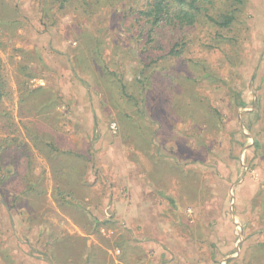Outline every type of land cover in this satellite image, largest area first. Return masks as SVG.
<instances>
[{"label":"rangeland","instance_id":"374dc122","mask_svg":"<svg viewBox=\"0 0 264 264\" xmlns=\"http://www.w3.org/2000/svg\"><path fill=\"white\" fill-rule=\"evenodd\" d=\"M9 1L12 5L17 3L18 14L27 15L29 19L9 24L3 20L5 26L0 24V68L10 93L1 103L9 116L0 117V135L6 134L7 122L12 121L14 128L10 131L17 129L22 143L13 144L10 155L18 159L19 168L30 161L36 172L45 171L46 192L39 199L25 198L24 203L12 207H9L13 202L12 192L0 195V200L5 198L8 202L0 201V234L4 236L0 237V264H46L38 256L37 259L29 257L26 243H30L38 255L41 251L49 252L51 239L58 240L65 235L68 236L67 245H55L60 253L61 250L70 252L74 247L76 250L82 245L78 237H83L88 246L105 245V255L110 256V251L118 249L120 258V247H107L104 242L106 239L121 240L124 247L127 236L122 226L108 224H101L94 233L84 232L76 221L79 220L77 213L70 207L66 211L67 207H58L53 199L55 182L51 169L25 137V127L33 128L40 122L44 111L39 107L47 94L28 97H34L31 101L34 105L28 102L33 106V118L31 115H19L18 110L20 95L26 86L30 89L47 83L52 88L58 87L66 102V106L61 104L56 108L61 113L58 124L64 130V136L60 134L57 139L72 143L90 159L91 167L83 177L88 186L81 193L89 195L91 200L92 183L95 186L93 194L99 197L103 212L96 213L84 205L90 217L102 221L114 214L104 206L110 199L123 194L119 179H123L125 173V157L134 161L141 158L146 174L152 166L162 167L159 159L166 162L163 167L171 169V162L175 161L191 171L195 164H191L190 159L206 161L207 156H211L215 162L226 160L227 181L216 187L222 191L232 189L228 201L229 214L238 237L263 231L253 227L264 221V0H245L236 10V19L230 27L197 25L189 32L187 46L181 55L171 60H159L156 68L140 65L141 57L132 36V28H137V22L131 10L139 8L143 0H70L72 4L64 13L57 20L53 17L56 25L47 30L41 27L43 23L36 11L38 6L33 5L36 0ZM85 1L89 4L82 12L78 7L81 2L85 7ZM90 4L96 6L88 9ZM216 6L225 10L227 5L217 1ZM2 15L5 16V12L3 14L0 8L1 18ZM90 55L94 58L102 55L106 62L114 61V64L108 62L110 67L121 70L128 83L142 79V83H135L139 88L130 84V87H135L131 92L142 101L135 105L133 100L122 98L117 82L110 75L98 72L96 67L92 69ZM37 60L45 63L41 69L44 77H28L22 65L27 64L33 69L38 66ZM86 62L89 67H86ZM171 73L178 78H171ZM210 73L220 79V85L208 79ZM158 80L165 85L164 88L178 85L179 92H186L191 100L203 98V104H197H201L198 110L204 115L196 118L200 122L190 124L189 117L183 119V116L175 114L176 122L167 123L162 114L166 106L161 100L162 95L152 93L158 90ZM145 82L147 85L142 88ZM140 88L149 91H144L146 100L138 93ZM235 93L243 99V105L234 104ZM208 98L214 99L215 104L221 107L220 116L204 106ZM182 101L186 102V98ZM54 112L55 109L51 114ZM43 125L46 128L51 126L49 123ZM159 128L170 133L163 134ZM146 132L152 134L148 143L144 140ZM195 144L199 145L196 149ZM151 157L156 158V163H152ZM207 164L211 166L208 177L213 181L218 178L214 171L218 165ZM53 166L57 168L55 163ZM200 172L197 170V174ZM159 185V191L166 188ZM75 189L77 192V187ZM233 189H236L235 193ZM189 213L192 214L186 212L185 215ZM203 214L199 213L200 216ZM164 215L171 217V209L164 211ZM259 236H263V232ZM91 237L93 239L89 241ZM6 246L14 250L11 258L10 249L6 250ZM137 249L135 245L128 244L124 251L126 261L120 259L126 264H140ZM129 252L134 255V261L129 260Z\"/></svg>","mask_w":264,"mask_h":264},{"label":"trees","instance_id":"16d2710c","mask_svg":"<svg viewBox=\"0 0 264 264\" xmlns=\"http://www.w3.org/2000/svg\"><path fill=\"white\" fill-rule=\"evenodd\" d=\"M9 1V0H8ZM0 0V8L5 12V16L0 21L2 26H5L3 20H6V23H16L19 20L25 22L24 18H28L27 15H19L17 12V3L11 1ZM220 1L224 5H227L225 10L217 8L216 2ZM35 2V0H34ZM245 0H143L139 5V8H134L131 12L134 14V20L137 22V28H132V36L136 39L137 48L139 55L141 57L140 65L144 66H153L156 68V64L159 60L166 59L171 60L178 58L181 55V52L187 46V38L189 37V32H191L197 25H205L208 27H220L227 28L230 27L236 19V10L244 4ZM72 4L70 0H36L37 12L40 14L39 19L42 23L41 27L45 30L50 26L56 25V20L58 17L64 13L63 11ZM89 2L85 1V7L83 3H80L79 10L82 12L86 10ZM92 5V6H91ZM96 4H90L88 9H92ZM216 6V7H215ZM15 15V16H13ZM56 18V20L53 19ZM29 19V18H28ZM22 27V26H21ZM44 31V30H43ZM80 46V45H79ZM98 55V53H97ZM90 60L92 62L93 68L96 67V70L105 75H110L113 80L118 84V91L121 94V97L124 96L130 101L133 100L134 104H139L142 100L137 99L135 94L131 92V88H139L135 83H142V79H135V82L128 83L124 79V75L121 70L115 69V67H110L109 63L114 64V61H108L102 55L96 56V58L90 55ZM39 61V60H37ZM38 66L31 69L27 64H23V68L28 77L33 76H42L45 63L39 61ZM86 67H89V64L85 63ZM192 76V75H190ZM211 82H215V85H220L218 82H221L220 79L216 78L214 73L208 75ZM178 78L177 75L171 73V78ZM190 80H193L192 77H189ZM146 81V80H145ZM47 82H49L47 80ZM146 83V82H145ZM143 83V87H146L147 83ZM23 84V83H22ZM135 85V87H130ZM171 85V84H170ZM176 87H167L160 83V80L157 81L156 88L158 89L156 93L152 91L157 96L162 95V101L165 103L163 115L167 123L176 122V115L183 116V119L189 117L191 119L190 124H195L200 120L204 115L200 114L199 107L203 104V98L199 97L198 99L191 100L189 95L186 92H179L178 85ZM140 88L138 90L139 94H142L143 100H146V94ZM148 89V88H146ZM130 91V92H129ZM40 92V93H39ZM149 92V91H148ZM45 93V100L41 103L39 109L44 113L41 115V120L38 123H35L33 128L25 127V137L30 142L32 148L36 149L48 163L51 169V176L55 182V186L52 189V197L57 203L58 207L65 206L68 209L70 207L74 212L77 213L79 220H76L79 226L87 233H94L98 230L101 224H108L109 226H122V229L126 226L124 223H120L118 218L114 216L115 214H110L108 217L101 219L102 221L95 220L90 215H88L84 205L89 204L90 197L85 202L83 200L84 193H81L88 184L83 180L84 174L90 169V159L87 154L77 149L72 143L60 142L57 137L59 135L64 136V130L58 124L60 112L56 111V108L63 104L66 106L61 90L58 87L52 88L49 83L47 85H40L36 88H30L26 86L25 92L20 95V102L18 105L19 115H31L32 116V99L28 97L30 95H37ZM9 91L6 85V79L3 76V73L0 68V117L9 116V112L1 107V103L5 98L9 96ZM233 96L235 105H243L244 101L237 93ZM24 96L26 98H24ZM141 96V95H140ZM156 98V97H155ZM186 98V102L182 101ZM28 99V100H27ZM32 103V105L30 103ZM201 103L199 106L197 104ZM197 107H196V106ZM45 106V108H43ZM204 106H207L213 111V114L220 116L222 114L221 107H218L215 104L214 99H206ZM223 108V107H222ZM55 109L54 115L51 114V111ZM37 116V115H35ZM51 116V117H49ZM49 117V118H48ZM37 118V117H36ZM50 119V120H48ZM188 119V120H189ZM165 122V123H166ZM12 121L7 122V131L3 136L0 135V195L5 196L6 193L12 192L13 202L9 207L16 206L19 203H24L25 198L28 199H39L41 195L46 192L44 187L45 180V171L36 172L32 169V163L29 161L24 165V167H18L19 161L10 155V149L13 144L22 143L19 141V131L14 129L10 131V128H14ZM44 123H49L50 128L44 127ZM159 125H162V122H159ZM164 123V122H163ZM33 124V123H32ZM168 125V124H167ZM48 129V130H47ZM161 133L164 132L170 133L169 131L159 128ZM59 133V134H58ZM143 134V133H142ZM148 135V136H147ZM151 133H144L145 142H150ZM25 143V142H24ZM27 143V141H26ZM25 143V145H27ZM29 160V159H28ZM217 162H213L218 164ZM57 162V163H56ZM200 162V160H199ZM56 164L57 168L53 166ZM198 163L195 164L197 166ZM201 164V163H199ZM11 166V167H8ZM215 173L218 175V167H214ZM229 173V171H228ZM228 176V174H227ZM57 181V182H56ZM77 187V192L76 188ZM3 200V201H2ZM0 200L2 203L7 204L8 202L5 198ZM84 205H83V204ZM119 221V222H118ZM260 230L264 231V221L259 223ZM261 231V232H263ZM0 237L4 238L2 233ZM65 235L63 238L58 240L51 239L49 243V252L41 251L37 255V251L34 250V247L30 243H26L25 247L28 252L29 257L33 259L38 258L45 261L46 264H108V255L106 254V249L102 245H93L88 246L84 243L83 237H78L81 241V246L76 250L75 247L72 251L68 252L66 250L58 251L55 245H67ZM136 240L126 236L124 238V247L121 244V240H110L106 239L105 244L107 247L114 245L120 247L122 250L120 253V258L124 259L125 248L130 244V241ZM84 243V244H83ZM103 244V243H102ZM9 247V246H8ZM6 246V250H8ZM123 247V249H122ZM210 247L212 251L219 252L220 255H226L233 250L229 249L226 243L215 245L213 242ZM242 247L244 248L241 257H243L242 262L247 264H253L252 260L245 256V253L252 252L255 250L256 253L264 254V241L260 244H251L246 242V239L243 241ZM10 249V247H9ZM10 258L14 253L13 249L9 250ZM40 256V257H39ZM13 260V257H12ZM126 261V260H125ZM166 262V261H165ZM162 262V264H166Z\"/></svg>","mask_w":264,"mask_h":264},{"label":"crops","instance_id":"0c3cea01","mask_svg":"<svg viewBox=\"0 0 264 264\" xmlns=\"http://www.w3.org/2000/svg\"><path fill=\"white\" fill-rule=\"evenodd\" d=\"M198 146L195 144L194 148ZM213 159L211 156L200 162L190 159L191 164H203L200 167L194 165L191 171L175 161L171 162V169L163 167L166 162L159 159L162 167L152 166L144 174L141 158L134 161L131 157H125V173L123 179H119L123 194L110 199L104 207H108L110 213L113 210L120 223L126 225L123 228L125 235L136 239H132L130 244L138 248L140 264H162L165 261L166 264H247L242 262L241 257L243 241L246 239V242L253 245L264 241V231L263 236H259L261 231H253L250 236L242 238L236 234L228 205L232 189L222 191L216 187L227 181V163L226 160L218 159V178L211 181L208 177L211 166L207 163H213ZM151 160L156 163L155 157H151ZM175 165L177 168H174ZM196 169L201 172L197 174ZM159 184L166 188L159 191ZM90 188L91 202L87 204L88 209L101 213L99 197L93 194L95 186L92 183ZM233 191L235 193L236 189ZM88 197L84 195L83 200L86 202ZM104 207L103 210H106ZM170 209L172 216L168 218L164 211ZM179 212L183 215L179 216ZM186 212L192 214L186 216ZM199 213L204 214L200 216ZM216 213L218 216H214ZM256 224L254 230H260L261 225L259 222ZM213 242L215 245L226 243L229 249L234 250L222 256L212 251L210 245ZM245 256L253 264H264V254L256 253L255 250L245 253ZM108 257V264H111V255ZM134 258L130 254L129 260L134 261Z\"/></svg>","mask_w":264,"mask_h":264},{"label":"built area","instance_id":"2783aa9c","mask_svg":"<svg viewBox=\"0 0 264 264\" xmlns=\"http://www.w3.org/2000/svg\"><path fill=\"white\" fill-rule=\"evenodd\" d=\"M110 255H111V264H126L124 261H122L119 258V250L118 249H114V250L110 251Z\"/></svg>","mask_w":264,"mask_h":264}]
</instances>
